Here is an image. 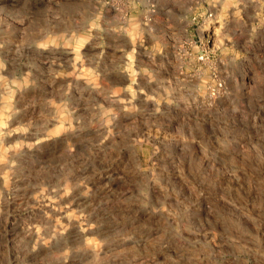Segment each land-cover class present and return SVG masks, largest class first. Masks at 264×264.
Masks as SVG:
<instances>
[{"label":"rangeland","instance_id":"374dc122","mask_svg":"<svg viewBox=\"0 0 264 264\" xmlns=\"http://www.w3.org/2000/svg\"><path fill=\"white\" fill-rule=\"evenodd\" d=\"M173 220L264 264V0H0V264H171Z\"/></svg>","mask_w":264,"mask_h":264},{"label":"clouds","instance_id":"9594fccd","mask_svg":"<svg viewBox=\"0 0 264 264\" xmlns=\"http://www.w3.org/2000/svg\"><path fill=\"white\" fill-rule=\"evenodd\" d=\"M201 211L205 215L194 214L192 218L193 224L199 225L201 221L207 222V211L203 206ZM169 230L172 236L180 240L181 249L172 259L171 264H237L238 258L224 248V245L229 240L235 243V239L230 235L226 238L222 237L221 244L217 245V235L213 234V239L207 245H201L198 238H194L191 233H189L188 237H182L180 225L176 224L175 220H173V224L169 225ZM201 231L204 230L201 229ZM168 247L171 248V245H168ZM242 264H247V262H242Z\"/></svg>","mask_w":264,"mask_h":264}]
</instances>
